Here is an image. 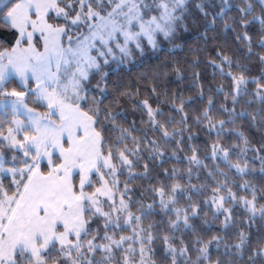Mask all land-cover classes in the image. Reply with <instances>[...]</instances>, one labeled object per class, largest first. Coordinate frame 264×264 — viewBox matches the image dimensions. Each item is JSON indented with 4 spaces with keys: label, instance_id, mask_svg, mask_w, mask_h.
Returning <instances> with one entry per match:
<instances>
[{
    "label": "snow or ice",
    "instance_id": "6c2138e0",
    "mask_svg": "<svg viewBox=\"0 0 264 264\" xmlns=\"http://www.w3.org/2000/svg\"><path fill=\"white\" fill-rule=\"evenodd\" d=\"M0 33V264H264V0H0Z\"/></svg>",
    "mask_w": 264,
    "mask_h": 264
},
{
    "label": "trees",
    "instance_id": "16d2710c",
    "mask_svg": "<svg viewBox=\"0 0 264 264\" xmlns=\"http://www.w3.org/2000/svg\"><path fill=\"white\" fill-rule=\"evenodd\" d=\"M194 35H195V31H193L192 33H190L187 38L188 39H192V38H194ZM10 38L11 37H10L9 34H7V33H0V41H8Z\"/></svg>",
    "mask_w": 264,
    "mask_h": 264
}]
</instances>
